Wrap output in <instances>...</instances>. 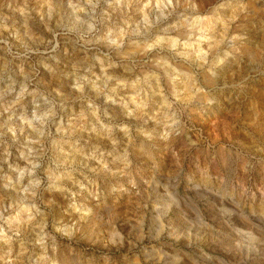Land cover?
Segmentation results:
<instances>
[{"label": "clouds", "instance_id": "1", "mask_svg": "<svg viewBox=\"0 0 264 264\" xmlns=\"http://www.w3.org/2000/svg\"><path fill=\"white\" fill-rule=\"evenodd\" d=\"M0 264H264V0H0Z\"/></svg>", "mask_w": 264, "mask_h": 264}]
</instances>
